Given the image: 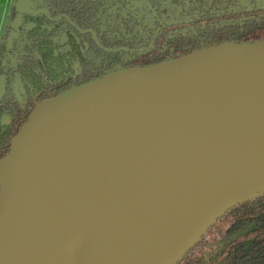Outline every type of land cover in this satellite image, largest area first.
I'll use <instances>...</instances> for the list:
<instances>
[{"label":"water","instance_id":"obj_1","mask_svg":"<svg viewBox=\"0 0 264 264\" xmlns=\"http://www.w3.org/2000/svg\"><path fill=\"white\" fill-rule=\"evenodd\" d=\"M14 7L7 50L22 15L49 18L46 11L34 13L30 0H16ZM5 93L1 76L0 105ZM216 153L228 164L214 173L201 163L199 180L191 175L192 200L211 180L238 192L209 202L177 228L161 262L207 225L169 264L180 262L219 218L264 192L239 200L264 180V40L113 72L42 103L0 160V264H47L59 233L90 202L178 160Z\"/></svg>","mask_w":264,"mask_h":264},{"label":"trees","instance_id":"obj_2","mask_svg":"<svg viewBox=\"0 0 264 264\" xmlns=\"http://www.w3.org/2000/svg\"><path fill=\"white\" fill-rule=\"evenodd\" d=\"M49 2L55 14L67 10L66 14L76 23V19L86 18L87 27L96 32L101 46L133 52H99L96 56L72 55L57 59L50 53L25 57L24 64L18 65L19 70L25 71L37 61L34 66L40 74L37 79H30L29 88H23L26 92L23 97H27L21 102L14 98L5 82L6 93L0 105V160L10 153L12 140L36 108L67 91L113 72L152 67L223 45L264 40V0H189L188 3L183 0H84L72 4L71 11L59 2ZM97 16L115 23L117 34L110 40V46L101 42L105 37L99 33L103 34L104 30L95 19ZM30 42L43 50H51L47 40L31 39ZM80 45L73 43L76 47ZM89 46L97 49L92 41ZM3 68H7V73H2ZM3 68L0 67V77L12 75L7 64ZM212 237L218 239L215 249L203 254ZM177 264H264V192L219 218Z\"/></svg>","mask_w":264,"mask_h":264},{"label":"bare ground","instance_id":"obj_3","mask_svg":"<svg viewBox=\"0 0 264 264\" xmlns=\"http://www.w3.org/2000/svg\"><path fill=\"white\" fill-rule=\"evenodd\" d=\"M201 163L217 173L228 160L223 153L203 155L196 162L178 160L121 192L90 202L59 233L61 243L47 264H169L175 261L201 238L207 225L183 240L161 262V250L168 237L209 202L225 200L239 190L219 187L211 180L203 185L196 201L192 200L196 189L191 175L198 179ZM261 190H264V180L251 185L239 200Z\"/></svg>","mask_w":264,"mask_h":264},{"label":"flooded vegetation","instance_id":"obj_4","mask_svg":"<svg viewBox=\"0 0 264 264\" xmlns=\"http://www.w3.org/2000/svg\"><path fill=\"white\" fill-rule=\"evenodd\" d=\"M51 0H30L32 7L31 10L35 13L38 11H46L49 14V18L45 16V14H40L38 16L25 14L22 15V19L19 25L18 30L14 31V36L11 43V48L7 50V38L11 33V24L16 18V11L14 4L16 0H11V6L9 10V14L6 19V24L1 33L0 38V46L3 44V51L0 52V67H5V64L9 67V70L12 71V75H4L5 82L9 85V90H11L12 95H15V99L18 102L25 100L27 97H23L26 95L25 88H29L27 86L30 82L31 78H38L37 67L34 66V63L37 61H33L31 63V67L26 69L25 71L19 70L21 66L18 68V65H23L25 61V57H34L36 55L42 56V54L50 53V56L54 59L69 57L72 55H85V56H96L99 55V52L108 53L114 51H129L125 48H109L103 47L99 43V38L97 37L96 32L87 27V19H76L78 23H76L73 19H71L66 13L59 12L55 14L54 9L51 5ZM55 2H59L61 5L63 4L68 8V11H71L72 8L70 6L72 4H80L84 2V0H53ZM188 3L189 0H183ZM116 7H114L115 9ZM59 16H63L58 22H52L51 20H55ZM98 20V23L103 26L104 33L99 35H103L105 38L101 40L104 45L110 46V40L114 39L115 34V23L114 21L105 22V20L100 19L99 16L95 18ZM81 23V26H80ZM58 24V25H56ZM8 25V29L6 28ZM155 36V35H154ZM31 39H36L37 42L49 41L48 47L51 50H43V47L36 43L30 42ZM108 40V43L107 41ZM51 41V42H50ZM89 41L94 43V46L98 49H94L89 46ZM73 43H82L79 47L73 46ZM144 49L137 50V52H142ZM109 54V53H108ZM7 62V63H6ZM7 73V68H3ZM74 72V67L71 68ZM34 75V76H33ZM17 82L19 86H17ZM24 88V89H23ZM24 90V91H23ZM29 94V90H28ZM7 114V113H6ZM215 249V248H214Z\"/></svg>","mask_w":264,"mask_h":264},{"label":"rangeland","instance_id":"obj_5","mask_svg":"<svg viewBox=\"0 0 264 264\" xmlns=\"http://www.w3.org/2000/svg\"><path fill=\"white\" fill-rule=\"evenodd\" d=\"M1 4H5L3 8H0V38H1V33L4 28V25L6 24V19L9 14L10 6H11V0H3L1 1ZM218 239L216 237H212L209 239L210 245L207 247L203 248V254H207L210 252V250H214L216 247Z\"/></svg>","mask_w":264,"mask_h":264},{"label":"crops","instance_id":"obj_6","mask_svg":"<svg viewBox=\"0 0 264 264\" xmlns=\"http://www.w3.org/2000/svg\"><path fill=\"white\" fill-rule=\"evenodd\" d=\"M1 1H2V0H0V8H3L5 4H4V5L1 4ZM3 3H4V0H3Z\"/></svg>","mask_w":264,"mask_h":264}]
</instances>
